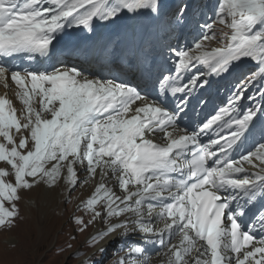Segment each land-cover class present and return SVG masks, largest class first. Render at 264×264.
<instances>
[{
  "label": "snow or ice",
  "instance_id": "6c2138e0",
  "mask_svg": "<svg viewBox=\"0 0 264 264\" xmlns=\"http://www.w3.org/2000/svg\"><path fill=\"white\" fill-rule=\"evenodd\" d=\"M144 9L158 13V0H0V58L49 61L43 70L24 71L0 62V82L7 87L10 78L23 105L18 115L0 95V162L9 166L0 167V227L14 225L20 190L59 180L74 190L83 171L99 180L78 206L91 219L75 221L83 231L103 212L107 224L91 244L120 229L138 230L160 237L166 257L161 264H264V142L238 159L230 155L257 120L264 121V0H217L215 19L203 25L200 39L187 50H173L172 68L161 74L157 93L176 98L172 110L128 83L52 62L58 34L66 28H91L95 19ZM209 40L222 44L208 48ZM245 61L254 67L239 71ZM237 72L224 106L192 131L179 127L177 113H184L193 92L211 88L213 77ZM256 84L259 102L243 107ZM107 179H114L122 195ZM257 204L259 215L252 219L259 234L255 225L243 223L251 210L246 206ZM130 252L143 255L145 248L137 244Z\"/></svg>",
  "mask_w": 264,
  "mask_h": 264
},
{
  "label": "rangeland",
  "instance_id": "374dc122",
  "mask_svg": "<svg viewBox=\"0 0 264 264\" xmlns=\"http://www.w3.org/2000/svg\"><path fill=\"white\" fill-rule=\"evenodd\" d=\"M184 6L188 8L187 13L181 15L178 9ZM194 8L195 14L199 16L198 22L203 25L206 22L211 23L215 19L214 13L217 9V0H202L198 5L193 4V0H180L173 17L184 20ZM221 27L217 24L216 30L219 31ZM223 30L228 31L227 28ZM205 44L208 48L218 47L221 46V41L209 40ZM3 167L7 168L6 166ZM79 173L80 178L86 176L83 171H79ZM7 179L12 180V176L7 177ZM86 187L85 180L78 183L74 190L72 187L69 188L64 180H59L57 185L54 186L39 183L31 189L20 190L21 199L17 202L19 212L14 225L0 227V264H77L84 259L85 255L81 254L89 251L91 243L87 242L88 244L83 245L85 241L89 240L88 235L90 233L83 234L92 227V223L81 231L80 228L83 226L76 223L75 217H81V214H83L82 217L86 221L90 214V212L81 210L82 207H78L92 193V186L90 188ZM86 189L90 192L84 196L81 193ZM34 191H36L35 194ZM69 191L76 192L69 193ZM68 195L72 196L71 204L70 200L68 203L64 200V197ZM100 207L97 206V208ZM117 219L119 218L113 217L111 221ZM72 229H76L78 235ZM119 242L123 243L124 240H117L113 245L108 244L106 246L108 253H111L112 246L116 247ZM81 245L82 247L75 252ZM130 253V251L122 252L120 256L116 254V258L112 263L120 264L123 259L125 264H129L130 259L128 257ZM160 255L162 261L166 259L163 253ZM148 264H151V259ZM152 264L159 263L153 261Z\"/></svg>",
  "mask_w": 264,
  "mask_h": 264
},
{
  "label": "bare ground",
  "instance_id": "6f19581e",
  "mask_svg": "<svg viewBox=\"0 0 264 264\" xmlns=\"http://www.w3.org/2000/svg\"><path fill=\"white\" fill-rule=\"evenodd\" d=\"M173 2H174V0H160L159 1L160 10L158 13H152L150 10H146V9L140 10L137 13H127V11L125 10L124 12H122L120 14V17L118 19L115 18V20H113L114 18H112L110 21H104V22H108L111 26H114L115 28L118 26L117 32H119V31L122 32V40L125 42L132 41V39L129 37L130 30H134L137 33V38H136L137 40H140L142 38H146L148 36H154L159 32L160 29H162V28L165 29V25L163 24L164 23V17L163 16H164V13L169 10V8L171 7ZM114 22H119V23L114 24ZM249 64H253V62L245 61V65H249ZM241 70L242 69H239V71H241ZM234 74L235 73H233L232 75H228L226 77L233 76ZM6 88H9L10 92H9L8 98L13 99L12 103L17 108V114L19 115L20 110L22 109L23 105L21 104V102L18 100V98L15 95L16 86L14 85V83L11 80H8V86L6 87L4 85V88L2 87L1 89L5 90ZM78 175L80 176V173H78ZM90 179H92V178H90ZM98 180H99V176H97V178L94 181L97 182ZM105 182L109 187L114 188L117 195H122V192L118 189V187L115 186L114 179H107ZM38 191H37V194H38ZM35 192L36 191H34V194H35ZM54 194H55V192H54ZM64 200L67 203L70 200V204H71L72 196H69V195L65 196ZM56 203H58V202H56ZM154 226L161 227V225H159V224H154ZM129 227H131V226H129ZM128 239H130V241H140L142 243L143 248H145V252L143 253V255L133 253L134 258H132V260L129 264H133V262H139V261H142L144 259H147V261H149L151 259V264L153 263V261L160 264V261H162L160 254H162V252L154 253L155 247H154V244L152 243V239H151L150 234L146 236L145 234L140 233L138 230L135 232L129 231L127 233H124V230L120 229V230H118L117 233H114V234L108 236V238L104 241V244L106 246L108 244L113 245L114 242H116L117 240L126 241ZM173 242H175V241H173ZM128 259H130V257H128Z\"/></svg>",
  "mask_w": 264,
  "mask_h": 264
}]
</instances>
